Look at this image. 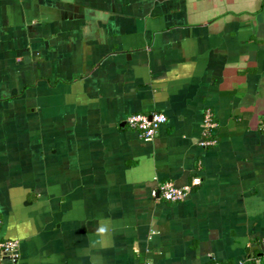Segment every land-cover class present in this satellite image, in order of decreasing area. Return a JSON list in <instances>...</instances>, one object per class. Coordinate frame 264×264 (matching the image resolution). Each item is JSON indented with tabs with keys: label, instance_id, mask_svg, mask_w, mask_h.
<instances>
[{
	"label": "crops",
	"instance_id": "1",
	"mask_svg": "<svg viewBox=\"0 0 264 264\" xmlns=\"http://www.w3.org/2000/svg\"><path fill=\"white\" fill-rule=\"evenodd\" d=\"M263 119L264 0H0V264H264Z\"/></svg>",
	"mask_w": 264,
	"mask_h": 264
},
{
	"label": "built area",
	"instance_id": "2",
	"mask_svg": "<svg viewBox=\"0 0 264 264\" xmlns=\"http://www.w3.org/2000/svg\"><path fill=\"white\" fill-rule=\"evenodd\" d=\"M167 119L162 113H153L151 115L132 114L125 120L129 129L137 131L144 141H152L158 134L160 128L166 123ZM218 128V123L214 118L211 110L204 114L201 125V140L199 146L203 148H212L216 145L217 140L214 138V131ZM259 131L264 134V119L260 121ZM199 168L201 163H199ZM201 184L199 177H193L189 185L176 187L173 183H158L152 190L151 196L157 201L166 203L183 202L191 193L192 189ZM1 223V222H0ZM264 246V236L262 238ZM0 253L8 255L13 262L19 258V245L17 241L2 240L0 238ZM264 256V252H263ZM254 264H260V259H253ZM211 264H219L212 262Z\"/></svg>",
	"mask_w": 264,
	"mask_h": 264
},
{
	"label": "clouds",
	"instance_id": "3",
	"mask_svg": "<svg viewBox=\"0 0 264 264\" xmlns=\"http://www.w3.org/2000/svg\"><path fill=\"white\" fill-rule=\"evenodd\" d=\"M107 236V229L104 227H101L98 229V238L96 241L91 242L92 246H96L97 243H99L100 238H105Z\"/></svg>",
	"mask_w": 264,
	"mask_h": 264
}]
</instances>
